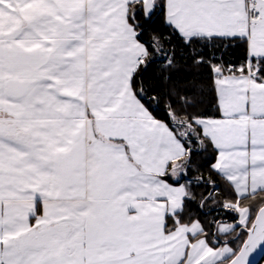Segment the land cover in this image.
<instances>
[{
  "label": "snow or ice",
  "instance_id": "6c2138e0",
  "mask_svg": "<svg viewBox=\"0 0 264 264\" xmlns=\"http://www.w3.org/2000/svg\"><path fill=\"white\" fill-rule=\"evenodd\" d=\"M264 0H0V264H260Z\"/></svg>",
  "mask_w": 264,
  "mask_h": 264
},
{
  "label": "crops",
  "instance_id": "0c3cea01",
  "mask_svg": "<svg viewBox=\"0 0 264 264\" xmlns=\"http://www.w3.org/2000/svg\"><path fill=\"white\" fill-rule=\"evenodd\" d=\"M261 264H264V260H263V262Z\"/></svg>",
  "mask_w": 264,
  "mask_h": 264
},
{
  "label": "water",
  "instance_id": "95a60500",
  "mask_svg": "<svg viewBox=\"0 0 264 264\" xmlns=\"http://www.w3.org/2000/svg\"><path fill=\"white\" fill-rule=\"evenodd\" d=\"M263 260L260 261V264L262 263Z\"/></svg>",
  "mask_w": 264,
  "mask_h": 264
}]
</instances>
